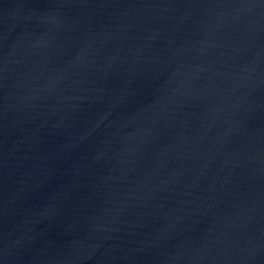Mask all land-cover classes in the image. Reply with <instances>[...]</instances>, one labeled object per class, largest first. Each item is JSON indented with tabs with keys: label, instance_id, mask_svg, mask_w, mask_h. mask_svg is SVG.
Here are the masks:
<instances>
[{
	"label": "water",
	"instance_id": "water-1",
	"mask_svg": "<svg viewBox=\"0 0 264 264\" xmlns=\"http://www.w3.org/2000/svg\"><path fill=\"white\" fill-rule=\"evenodd\" d=\"M0 264H264V0H0Z\"/></svg>",
	"mask_w": 264,
	"mask_h": 264
}]
</instances>
